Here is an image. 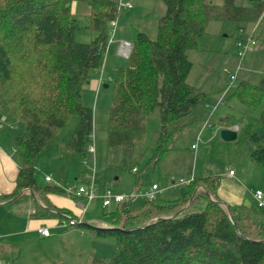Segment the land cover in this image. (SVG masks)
Wrapping results in <instances>:
<instances>
[{
  "label": "trees",
  "instance_id": "trees-1",
  "mask_svg": "<svg viewBox=\"0 0 264 264\" xmlns=\"http://www.w3.org/2000/svg\"><path fill=\"white\" fill-rule=\"evenodd\" d=\"M72 1L0 0V116L5 117L0 138L9 136L19 154L16 185L0 194V201L9 204L34 196L30 215L35 217L75 215L57 207L47 194L79 196L57 183H40L35 160L76 114L78 124L64 143L90 162L94 111L83 103L82 94L105 65L109 24L121 9L120 0H80L90 8L74 12ZM164 1L156 37L136 27L128 65L119 66L114 79L108 145L119 148L121 155L108 164L107 172L134 171L136 187L142 179L143 154L150 149L146 166L157 165L174 147V135L184 125L180 118L208 95L187 77L193 67L188 50L197 46L209 22L220 21L222 30H238V38H244L255 36L257 21L264 18V0ZM79 15L97 32L90 41L76 39ZM236 83L234 94L245 109L235 141L264 163V75L254 79L247 73ZM156 107L160 127L155 142L137 153L147 133L148 114ZM14 120L21 124L10 133L6 125ZM208 121L220 128L237 123L232 112ZM220 178L212 173L193 178L186 192L170 201L145 198L137 206L119 202L109 226L76 223L115 238L113 253L106 258L93 255L92 264H264V211L257 204H225L217 193ZM202 197L203 209H188Z\"/></svg>",
  "mask_w": 264,
  "mask_h": 264
},
{
  "label": "rangeland",
  "instance_id": "rangeland-1",
  "mask_svg": "<svg viewBox=\"0 0 264 264\" xmlns=\"http://www.w3.org/2000/svg\"><path fill=\"white\" fill-rule=\"evenodd\" d=\"M128 1H131L133 6L128 7L121 4L117 19L130 13L134 16V23L137 26L147 31L151 37H156L159 18L166 10L165 1ZM137 4H139V9ZM87 7L88 5L83 1H72V10L75 12H85ZM77 21L79 26L76 29V39L90 41L97 32L85 26L86 16L79 15ZM257 22V24H250L251 26L256 24V44L245 54L244 58L238 55L237 39L240 32L222 30L221 22L216 20L210 21L207 31L198 37L197 46L188 50L193 67L187 80L207 91L208 95L203 103L180 118L184 125L174 135L172 142L174 147L164 152L157 165L146 166L151 154L150 149L143 154L139 164L143 174L138 187H136L134 171L112 170V173L107 172L108 164H115L121 155L119 148L108 145L114 79L117 68L128 65V58L117 54L118 51L114 45L109 46L105 71L100 74L104 77L100 87L91 89L87 85L82 94L83 103L91 106L94 111L92 141L94 149L90 154V162L86 163V158L82 159L74 155L65 146L64 141L71 137L79 121V116L73 114L57 133V140L47 144L36 156L38 181L57 183L64 187H79L92 182L97 196L88 202L85 213L86 219H90L97 226L99 221L112 222V211L119 205L113 201L110 205L104 206L101 194L107 186L111 187L114 193H124L129 198L135 190H146L153 182H157L161 187L157 198L170 201L182 196L188 188L186 184L174 187L173 180L196 178L208 173L222 177L231 168L236 170L238 175L243 174L245 184L252 186L260 182L264 184V163L257 162L245 145L235 139H223L219 128L206 123L207 118L211 117L216 120L225 112L234 113L237 123L243 117L244 104L234 94L236 82L247 73H251L254 79L264 75V18ZM111 27L110 22V36ZM240 58L243 60L239 69L236 65ZM236 71L237 79H234L231 76L236 74ZM105 83L108 86H105ZM226 86L231 88L225 93ZM220 94H222L221 100L217 101ZM261 107L264 108V99ZM20 124L19 120H14V123H8L6 128L10 133H15ZM159 127L160 114L159 108L156 107L148 114L147 133L143 143L137 145V153L141 151V147H148L155 142ZM10 149L14 157L18 158L17 148L10 144ZM45 174H51L52 180H45ZM145 198L139 194L133 198L132 203L137 206ZM205 204L206 198L202 197L188 206V209L200 210ZM18 208L19 203L0 204V224H3L6 230L15 232L8 245L3 246L2 244L6 241L0 237L2 246L0 250L4 254L3 264H92V253L106 258L114 251V237L97 235L94 229L87 226L76 225L73 229L75 233H71L72 235L70 232L60 235L64 231V226L61 223L51 225L53 233L56 234L51 239L41 238L37 233L35 235L28 233L27 222L19 223ZM23 220L25 222L28 219Z\"/></svg>",
  "mask_w": 264,
  "mask_h": 264
},
{
  "label": "crops",
  "instance_id": "crops-1",
  "mask_svg": "<svg viewBox=\"0 0 264 264\" xmlns=\"http://www.w3.org/2000/svg\"><path fill=\"white\" fill-rule=\"evenodd\" d=\"M127 1L128 0H126L125 2ZM87 5H88L87 10H89L90 3H88ZM137 5L139 9V4ZM132 6H133V3H132ZM128 7H131V6H128ZM133 18L134 16L128 13L127 15L120 17V19H117V25L114 31H111V36H109L110 38H109V44H108L107 51H106V56L108 54L109 46L111 47L112 45H114V48L116 47L117 48L116 51H118L119 43L121 39L129 38L130 40L131 39L133 40L134 29L136 27L140 28L139 26H137V24L134 23ZM117 54H120L119 51ZM242 60L243 59L240 58V61L236 65V68H239V65H241ZM105 67H106V57H105V65L102 69V73L105 71L104 70ZM236 74H237V71H236ZM101 83L102 82H99L97 78H93L89 82L88 86L91 89L93 88L98 89ZM105 86H108V85H105ZM230 88H231L230 86L228 87L226 86L225 93L229 91ZM221 96L222 94H220L217 101L221 100ZM226 113L227 112L222 113L221 115L226 114ZM221 115H219L218 117H220ZM3 120H5V117L0 116V124L3 122ZM241 121L242 120L240 119L238 123L231 125L230 127L236 128L237 126H239V123ZM206 123L211 124L209 121L208 122L206 121ZM217 128H219V131L221 130L220 127H217ZM10 144L14 145L9 136L5 135L4 137L0 138V194L11 192L14 189L16 185V178H17L18 171H19V154H18V158L14 157V155L12 154L13 152H11L12 150L10 149ZM16 152L18 153V150H16ZM208 174H211V173H208ZM204 175H207V174H204ZM243 178H244L243 174L238 175L236 170L234 174H231L230 172L224 173V175L220 178L219 185L217 188V193L225 204H236V203H244L248 205L257 204L253 191L255 188H261L264 190V184L260 182V184L258 183L257 185L252 186L250 184H245L243 181ZM44 179L47 180L46 176L44 177ZM172 185L174 187L177 186L175 184H172ZM26 191H30V190L27 189ZM47 196L53 202V204H55L57 207L70 209L73 212V214L81 216L82 221L90 222L91 224H96V223H92L90 219H86V213H85L86 210L83 211L79 205V201L84 200V198L73 197L69 194H63V193L61 194V193H56V192H49ZM34 199H35L34 196H31V197L29 196L28 198L23 199L19 202H13V203H19V208H18L19 223L23 224L27 222L26 229L28 233H31L33 235L37 233L38 236L41 238L51 239L54 235H56L53 233V230L51 229V225L60 223L59 218L58 217H35V216L30 215V213L35 211ZM189 202L184 207H182L180 210L185 209L189 205ZM0 204H8V203L7 201H0ZM261 210L264 211L262 208ZM24 218L28 220L24 222L23 220ZM42 224H46L50 226V229H51L50 235H43L39 232L38 227L41 226ZM97 224L101 226H109L112 224V222L109 223L106 221H99ZM74 226L76 227V224L71 225V226H66V227L64 226V231L60 235H66L68 234V232H70V235H72L73 233H75V231H73ZM21 230L23 231L24 229L22 228ZM14 233L15 232L6 230L4 225L0 224V237L1 239L3 238V241H6V243L2 244L3 246L8 245V242H10L11 236L14 235ZM6 237H10V238L8 239ZM1 247L2 246L0 245V248ZM92 252L93 251H91V253ZM1 255L3 257L4 255L3 251L1 252ZM93 255H95V253H92V256Z\"/></svg>",
  "mask_w": 264,
  "mask_h": 264
},
{
  "label": "built area",
  "instance_id": "built-area-1",
  "mask_svg": "<svg viewBox=\"0 0 264 264\" xmlns=\"http://www.w3.org/2000/svg\"><path fill=\"white\" fill-rule=\"evenodd\" d=\"M120 4L122 5H127V6H132V2L127 1V2H122L120 0ZM117 25V19L111 20V28L112 31H114L115 27ZM256 44V37L254 35H249L244 38H238L237 39V46H238V55L241 58H244L245 54L254 48ZM133 46L132 41L128 40H120L119 43V48L118 51L121 55L123 56H129L131 49ZM241 65H239V68ZM102 70L100 71L99 75L96 77L99 82H102L103 77L100 75ZM232 78L236 79V74H232ZM238 129V126L236 127ZM195 144H193L194 146ZM89 149L92 151L94 149V145L90 144ZM88 163V161H85ZM229 172L231 174H234L235 170L230 169ZM91 177V176H90ZM52 176L51 174L46 175L47 180H51ZM193 178L189 179H180L179 181H174L173 184L175 185H180V184H188ZM68 191L75 192L76 195L79 196V198H84V200L79 201V205L83 211L86 210L88 202L93 200L97 195L94 191V185L92 182L86 184V185H80L79 187H67ZM161 191V187L158 183L154 182L150 188L146 190L140 189L135 190L133 194L128 198L124 193H114L111 187L107 186L104 188V191L102 192L101 196L103 198V204L104 206L110 205L113 201L114 202H123V201H132L134 197H137L139 194L145 196L148 199H154L157 197L158 193ZM254 197L256 198V203L257 205L264 210V190L261 188H255L253 191ZM82 221V217L79 215H72V214H66L63 215L62 218H59V222L63 226H71L75 225L76 223ZM38 230L41 234L43 235H50L51 234V229L49 225L42 224L41 226L38 227ZM0 264H3V259L1 255V250H0Z\"/></svg>",
  "mask_w": 264,
  "mask_h": 264
},
{
  "label": "water",
  "instance_id": "water-1",
  "mask_svg": "<svg viewBox=\"0 0 264 264\" xmlns=\"http://www.w3.org/2000/svg\"><path fill=\"white\" fill-rule=\"evenodd\" d=\"M105 85H108L107 83ZM221 132V136L225 139V140H233L237 137V128L234 127H223L220 130ZM182 210H179V212Z\"/></svg>",
  "mask_w": 264,
  "mask_h": 264
}]
</instances>
